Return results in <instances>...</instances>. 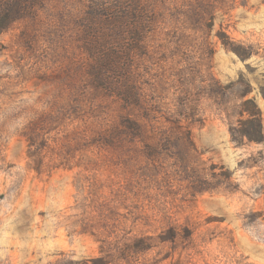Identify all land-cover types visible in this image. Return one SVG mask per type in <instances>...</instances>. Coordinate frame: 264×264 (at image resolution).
I'll return each instance as SVG.
<instances>
[{"label": "rangeland", "instance_id": "obj_1", "mask_svg": "<svg viewBox=\"0 0 264 264\" xmlns=\"http://www.w3.org/2000/svg\"><path fill=\"white\" fill-rule=\"evenodd\" d=\"M263 96L264 0H46L0 33V264H264Z\"/></svg>", "mask_w": 264, "mask_h": 264}, {"label": "trees", "instance_id": "obj_2", "mask_svg": "<svg viewBox=\"0 0 264 264\" xmlns=\"http://www.w3.org/2000/svg\"><path fill=\"white\" fill-rule=\"evenodd\" d=\"M46 0H0V33L4 30H6L13 22H16L18 20H22L26 17L32 16L36 10L41 9ZM118 3V2H117ZM101 6L97 4L96 1L92 2V6L87 11V24L91 22V24L98 23L102 20L103 15L101 13H98L99 10L101 11H107V7H103L106 10H103L100 8ZM115 7V6H114ZM118 10H120L118 8ZM140 11L135 9V13H139ZM90 30V31H89ZM97 30L88 29V32L86 33L89 35L88 41L90 43H93L92 49H96V39H98L99 35L97 34ZM87 41V42H88ZM88 42V43H89ZM101 48V47H100ZM103 48V47H102ZM92 50V51H93ZM95 55L94 59L96 62L99 61V57ZM106 66L103 67L100 72L95 74L97 76V81L100 83L101 86L105 85L106 90L109 92H115L117 87L115 85L108 84L107 86V79L108 76L112 73L115 74L114 71H116L120 66L121 58L117 55L109 54L107 55L106 59L104 60ZM114 70V71H113ZM107 77V78H105ZM112 85V86H111ZM124 95V94H123ZM264 97V96H263ZM125 101L130 102L129 98L126 96L124 97ZM246 114L248 115L247 119L241 120L239 122V128L231 130L233 132H237V136L241 140H245L246 142H254V143H261L263 142V135H262V124H261V117L259 110L249 111L245 110ZM232 138L235 141L236 137L232 134Z\"/></svg>", "mask_w": 264, "mask_h": 264}]
</instances>
